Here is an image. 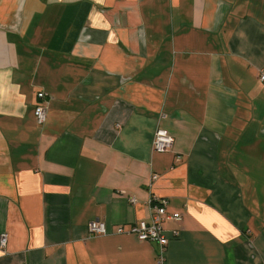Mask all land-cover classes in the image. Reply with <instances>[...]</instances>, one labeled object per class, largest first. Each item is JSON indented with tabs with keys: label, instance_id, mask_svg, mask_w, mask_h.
<instances>
[{
	"label": "crops",
	"instance_id": "1",
	"mask_svg": "<svg viewBox=\"0 0 264 264\" xmlns=\"http://www.w3.org/2000/svg\"><path fill=\"white\" fill-rule=\"evenodd\" d=\"M260 69L264 0H0V264H157L150 195L165 264H264Z\"/></svg>",
	"mask_w": 264,
	"mask_h": 264
},
{
	"label": "built area",
	"instance_id": "2",
	"mask_svg": "<svg viewBox=\"0 0 264 264\" xmlns=\"http://www.w3.org/2000/svg\"><path fill=\"white\" fill-rule=\"evenodd\" d=\"M257 79L264 85V70L260 69L257 74ZM39 102L34 107V118L37 124L43 125L46 120V108L49 96L42 91L36 93ZM172 138L163 128H157L154 132L152 139V150L156 152H164L171 148ZM152 179L157 178V175H152ZM132 203L134 199L130 200ZM149 209L148 220H138L129 224L127 228L122 225L115 227L114 232L117 234L132 235L138 241H150L158 245L157 249V264H165V252L169 238L165 235V231L162 227V222L165 219L180 221L181 214L174 212L168 214L166 212L167 200L165 198L150 195L147 201ZM172 237L178 235L177 230H172ZM108 230L105 222L101 220H92L87 224V235L98 236L106 235ZM7 241L6 232L0 233V249H4Z\"/></svg>",
	"mask_w": 264,
	"mask_h": 264
}]
</instances>
